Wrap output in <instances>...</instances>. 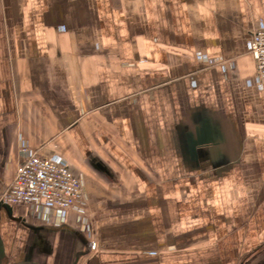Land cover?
<instances>
[{
    "label": "crops",
    "instance_id": "obj_1",
    "mask_svg": "<svg viewBox=\"0 0 264 264\" xmlns=\"http://www.w3.org/2000/svg\"><path fill=\"white\" fill-rule=\"evenodd\" d=\"M263 25L264 0H0V193L22 148L84 192L0 205V264H264Z\"/></svg>",
    "mask_w": 264,
    "mask_h": 264
},
{
    "label": "built area",
    "instance_id": "obj_2",
    "mask_svg": "<svg viewBox=\"0 0 264 264\" xmlns=\"http://www.w3.org/2000/svg\"><path fill=\"white\" fill-rule=\"evenodd\" d=\"M249 51L256 61V79L264 85V25L252 33ZM22 152L25 156L16 167L12 182L0 193V205H48L67 210L84 199L80 178L66 165L28 148H22ZM86 247L94 249L93 242L88 241Z\"/></svg>",
    "mask_w": 264,
    "mask_h": 264
}]
</instances>
